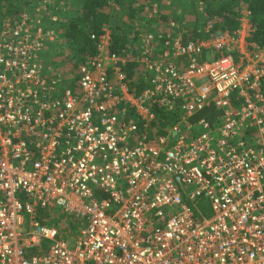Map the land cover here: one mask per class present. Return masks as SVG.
Returning <instances> with one entry per match:
<instances>
[{"label":"built area","instance_id":"built-area-1","mask_svg":"<svg viewBox=\"0 0 264 264\" xmlns=\"http://www.w3.org/2000/svg\"><path fill=\"white\" fill-rule=\"evenodd\" d=\"M41 2L57 21L61 0ZM41 19L0 18V264H264V47L250 13L232 33L207 21L201 39L137 26L119 52L105 25L77 62ZM208 108L217 123L193 121ZM55 211L82 225L74 242L46 222Z\"/></svg>","mask_w":264,"mask_h":264},{"label":"trees","instance_id":"trees-1","mask_svg":"<svg viewBox=\"0 0 264 264\" xmlns=\"http://www.w3.org/2000/svg\"><path fill=\"white\" fill-rule=\"evenodd\" d=\"M78 3L80 8L77 9L73 15L69 14L68 17L62 18V22H56L58 25L56 27L63 32V38L67 43L70 56L73 60H76V62L86 55L92 56L95 53V46L93 41L90 40V36L99 34L103 26L110 25L109 23H111L112 16L111 3H115V5L119 7L123 4L122 0H78ZM63 8L68 12L70 10V5L65 3ZM143 8L144 6H140L136 10L129 7V19L134 18L133 14L135 11L140 12L139 15L142 14ZM243 9H246V11L250 13V21L254 27L251 41L255 42L260 47H264V0H213L211 3H206L202 7V11L196 14L198 20L195 21L196 23H194L193 29L189 31V37L191 39L204 38L205 34L203 33V27L207 21H212L214 23L212 30L214 34L220 35L225 32L232 33L239 27L238 18ZM20 12L22 11L13 5L12 0H0V18H16ZM56 13L59 16L61 14L60 11ZM53 15H55V13H53ZM156 17H158V14ZM49 18L50 16L48 14L44 16V22L47 24L46 28L55 26L54 21H51ZM162 19L167 20L165 17H162ZM200 21L203 22V24L199 27L197 23H201ZM114 32L116 33L114 35V49L116 52H119L125 46L126 42L118 35V32H120L119 27L115 28ZM128 77L130 78L131 88L134 91H140L141 85L134 76L132 69L128 71ZM262 93L264 94V86L262 88ZM160 117L161 121H163V123L160 122L161 126H166V124L171 121V117L165 113H161ZM219 117V111L214 108H208L197 114L193 121L205 119L210 125H213L218 122ZM199 209L207 215L206 208L201 205ZM50 215L51 214L46 213L47 218H49ZM42 222L45 223V220ZM71 227L75 228V224L72 223Z\"/></svg>","mask_w":264,"mask_h":264},{"label":"rangeland","instance_id":"rangeland-1","mask_svg":"<svg viewBox=\"0 0 264 264\" xmlns=\"http://www.w3.org/2000/svg\"><path fill=\"white\" fill-rule=\"evenodd\" d=\"M63 1L70 5V10L68 12L63 8V5H65ZM63 1L61 0L60 5L57 4L61 14L59 16L55 13V18L57 19V21H54L55 26H53V28L55 29L57 28L56 26H58L56 24V22L59 21L58 17L65 18L68 17L69 14L73 15L75 11L80 8L78 0ZM12 2L13 5L21 11L31 15H39V17L43 18L41 20L45 27L47 26L44 22V16L47 15L48 12L44 9L41 0H12ZM122 2L123 4L120 7L115 5V3H111L112 16L109 27H111L113 31L115 28L119 27L120 32H118V35L125 40L132 34L137 26H139L144 33H151L158 32L159 30L161 31L166 29L168 25L174 24L183 27L184 31L189 33V31L193 29L194 23H196L195 21L198 20L196 14L202 11V7L206 3H211L213 0H122ZM140 6H144L142 14L139 15L140 12L135 11L133 14L134 18L129 19L128 8L132 7L137 10ZM157 14L158 17H156ZM162 17H165L167 20H163ZM197 24L200 27L203 22ZM46 222L57 227L60 230L61 237L71 243L76 240L78 232L82 227L81 224L77 225L73 223L75 224V228H72L70 219L57 212L51 213L50 217L46 218Z\"/></svg>","mask_w":264,"mask_h":264},{"label":"crops","instance_id":"crops-1","mask_svg":"<svg viewBox=\"0 0 264 264\" xmlns=\"http://www.w3.org/2000/svg\"><path fill=\"white\" fill-rule=\"evenodd\" d=\"M56 212L58 213V211H55V212H52V213H56ZM58 214H59V213H58ZM48 224H49V223H48Z\"/></svg>","mask_w":264,"mask_h":264}]
</instances>
